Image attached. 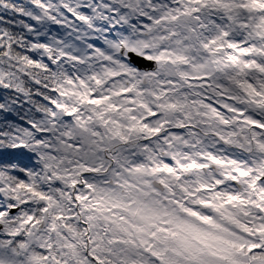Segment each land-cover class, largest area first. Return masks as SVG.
<instances>
[{
    "label": "snow or ice",
    "instance_id": "1",
    "mask_svg": "<svg viewBox=\"0 0 264 264\" xmlns=\"http://www.w3.org/2000/svg\"><path fill=\"white\" fill-rule=\"evenodd\" d=\"M0 264H264V0H0Z\"/></svg>",
    "mask_w": 264,
    "mask_h": 264
}]
</instances>
